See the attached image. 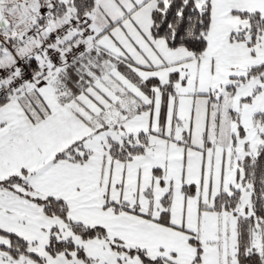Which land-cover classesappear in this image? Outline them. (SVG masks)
I'll return each mask as SVG.
<instances>
[{
  "label": "snow or ice",
  "instance_id": "6c2138e0",
  "mask_svg": "<svg viewBox=\"0 0 264 264\" xmlns=\"http://www.w3.org/2000/svg\"><path fill=\"white\" fill-rule=\"evenodd\" d=\"M0 264H264V0H0Z\"/></svg>",
  "mask_w": 264,
  "mask_h": 264
}]
</instances>
